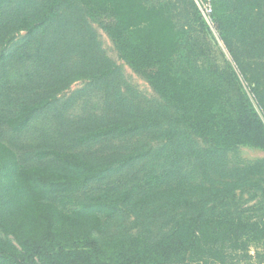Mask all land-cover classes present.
<instances>
[{"label":"trees","instance_id":"1","mask_svg":"<svg viewBox=\"0 0 264 264\" xmlns=\"http://www.w3.org/2000/svg\"><path fill=\"white\" fill-rule=\"evenodd\" d=\"M10 1L0 0V41L33 21L38 22L36 28L56 21L62 3L43 0L26 12L23 3L31 0H19L18 12L23 16L9 19ZM76 1L92 16H110L105 31L120 56L158 98H145L121 79L118 68L101 55L91 26H77V42L71 40L73 26L56 27L48 44L38 48L40 63L46 70L52 66L60 71L58 78L52 76L60 89L76 73L92 76V88L101 99L98 114L79 120L88 130L78 135L72 123L64 127V133L76 136V146L102 144L105 148L88 157L58 145L20 152L0 138V264L7 263L5 256H12L16 264H33L37 258L46 264H228L236 258L262 264L264 217L215 211L236 189L249 184L250 170L257 168L227 169L219 152L240 144L264 149V123L248 96L240 87L235 96L219 75H194L190 61L187 67L179 66L177 58L189 42V31L177 24L170 3ZM190 1L194 14L206 26L194 0ZM213 5L216 28L223 31L230 52V35L252 38L249 26L237 20L233 10L229 12L224 0H213ZM75 55L80 56L78 70L62 76ZM250 85L253 92L261 87L259 80H250ZM55 104L47 96L33 97L19 104L4 122L12 134H24ZM197 137L207 148L196 147ZM152 139L162 143L157 151L146 148L145 143ZM186 151L196 158L204 156L202 164L227 177L226 182L219 188H180L179 194L192 209L158 238L141 233L110 239L98 236L104 221L117 216L120 203L148 188L144 183L135 184L139 171L150 175L149 164L163 157L170 167L167 178H177L181 173L178 155ZM105 180L108 199L93 198L74 207L61 197ZM252 245L256 246L254 254Z\"/></svg>","mask_w":264,"mask_h":264},{"label":"rangeland","instance_id":"2","mask_svg":"<svg viewBox=\"0 0 264 264\" xmlns=\"http://www.w3.org/2000/svg\"><path fill=\"white\" fill-rule=\"evenodd\" d=\"M18 1L11 0L8 4L12 11L9 19L16 14L23 16V13L18 12ZM42 1L24 2L23 9L29 12L36 3ZM145 1L149 4L170 3L177 24L188 29L189 42L177 58L179 66L187 67L190 61L191 72L194 75L202 74L205 78H210L213 74H215L214 77L221 76L224 83L231 87L235 96L239 93L237 89L240 87V91L248 96L264 123V0H224L229 12L233 10L235 13L233 16L249 26L252 35V38H246L241 33L230 35L232 52L224 42L223 31L217 30L213 16L212 25L204 19L206 26H202L201 21L194 14L195 10L190 0ZM210 2L214 12L213 0ZM59 14L56 21L44 27L36 28L38 22L33 21L31 26L20 27L0 41V138L4 142L11 143L20 152L58 145L88 157L102 152L105 147L102 144L90 147L76 146V136L70 137L69 134L64 133V127L74 123L78 135L88 130L89 128L82 125L79 120L100 112V93L92 88V76L82 73L74 74L72 81L65 87L61 85L60 89L54 84V78H52L53 75L57 77L60 71L52 66L46 70L40 63L38 48L42 44L45 46L48 44V37L54 36L57 26H63L66 23H68L67 26H73L70 36L74 42L80 41L77 26H91L99 41L101 55L106 56L118 68L122 77L120 78L126 80L147 99L158 98V96L150 84L120 56L103 27L111 20L107 13H97L92 16L76 0H62ZM50 33L52 34L49 35ZM2 54L5 57H2ZM79 61V55L71 58L70 66L66 71L61 72L62 76H65L66 72L69 75L76 72ZM250 80H259L261 87L257 92L252 91ZM44 96L56 101L57 104L51 106L49 111L45 112L26 133L12 134L4 118L12 115L19 104L25 100L33 99V97L39 100ZM55 114H59L57 118ZM196 140L198 149L207 148L208 144L201 138L197 137ZM145 145L146 148L151 147L152 150L157 151L162 143L152 139ZM219 154L222 157V164L227 169L251 165H257V168L250 170L249 184L245 188L236 189L220 202V204H226L219 205L215 211L234 216L264 217V149L250 144H240L234 149L221 151ZM178 158L181 173L177 178H167L170 167L163 157H160V161L149 164L150 175L139 171L135 184L144 183L148 188L137 193L131 200L120 203L119 213L104 221L103 231L98 233V236L110 239L141 233L153 239L158 238L171 231L176 220L192 209L187 199L179 194L180 188L194 189L201 186L208 189L219 188L221 182H226L227 177L215 172L214 168L202 164L204 156L196 158L190 151H186L178 155ZM124 181H126L125 178ZM105 182L93 183L84 190L61 197L71 202L74 207L93 198L108 199V180ZM190 200H192L191 197ZM208 206L211 205L208 204ZM12 242L16 245L13 240ZM16 246L19 249V246ZM250 250L254 254L256 246L252 245ZM260 251L264 254V247H261ZM5 259L6 264H16L12 256H5ZM33 264L46 263L43 259L37 258ZM228 264H257V260L246 262L236 258L229 260Z\"/></svg>","mask_w":264,"mask_h":264},{"label":"built area","instance_id":"3","mask_svg":"<svg viewBox=\"0 0 264 264\" xmlns=\"http://www.w3.org/2000/svg\"><path fill=\"white\" fill-rule=\"evenodd\" d=\"M202 16L204 19L212 25L214 23L212 14H213V7L210 0H195Z\"/></svg>","mask_w":264,"mask_h":264}]
</instances>
